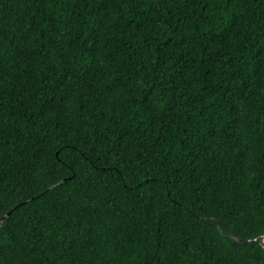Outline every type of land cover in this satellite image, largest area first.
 <instances>
[{
  "label": "trees",
  "instance_id": "16d2710c",
  "mask_svg": "<svg viewBox=\"0 0 264 264\" xmlns=\"http://www.w3.org/2000/svg\"><path fill=\"white\" fill-rule=\"evenodd\" d=\"M0 264H264V0H0Z\"/></svg>",
  "mask_w": 264,
  "mask_h": 264
}]
</instances>
